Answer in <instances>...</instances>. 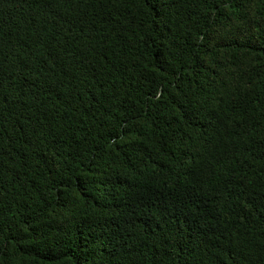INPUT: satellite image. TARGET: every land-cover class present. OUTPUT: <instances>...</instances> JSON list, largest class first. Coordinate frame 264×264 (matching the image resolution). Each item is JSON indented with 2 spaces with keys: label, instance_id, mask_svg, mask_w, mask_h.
<instances>
[{
  "label": "trees",
  "instance_id": "1",
  "mask_svg": "<svg viewBox=\"0 0 264 264\" xmlns=\"http://www.w3.org/2000/svg\"><path fill=\"white\" fill-rule=\"evenodd\" d=\"M0 264H264V0H0Z\"/></svg>",
  "mask_w": 264,
  "mask_h": 264
}]
</instances>
